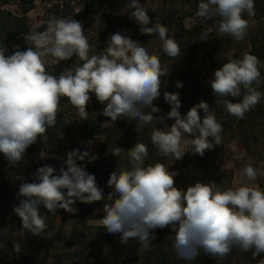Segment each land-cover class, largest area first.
<instances>
[{
    "label": "clouds",
    "instance_id": "obj_1",
    "mask_svg": "<svg viewBox=\"0 0 264 264\" xmlns=\"http://www.w3.org/2000/svg\"><path fill=\"white\" fill-rule=\"evenodd\" d=\"M125 9L142 35L158 34L169 57L180 55L178 42L167 35L169 29L152 23L148 8L140 0H130ZM245 12L255 14L254 0H201L196 15L219 17V32L242 41L249 26ZM24 41L32 46L20 50L16 45L10 55L0 47V154L9 166L19 164L30 146L47 140L45 134L56 123L61 97H66L86 120L87 105L94 94L105 105L101 115L112 122L130 118L138 122L136 128L152 122L153 114L160 111L153 102L161 94V77L168 73L162 69L160 58L150 54L141 42L116 32L110 35L102 54L89 56L90 44L82 22L56 17L48 20L45 31L27 34ZM74 55L82 61L80 66L59 76L46 71V57L59 62ZM259 66L256 56L245 53L242 59L231 60L215 70L210 86L215 96L223 98L218 102L230 115L242 119L264 95L257 90L261 84ZM175 86L182 88L183 84L177 81ZM241 96L238 102L229 99ZM163 98L171 106L167 118L174 123L156 128L151 134V142L161 156L182 159L186 153L181 146L184 134L194 137L189 147L201 157L220 144L222 125L206 101L201 100L181 115L178 92L165 91ZM123 150L116 147L111 154L119 156ZM147 152V146L140 142L128 150L132 168H119L110 174L107 186L112 191L105 196L95 175L77 163L91 164L99 157L78 148L70 150L59 170L44 164L32 174L33 182L23 176L17 178L21 180L17 193L20 199L13 205V212L24 229L40 235L47 228L41 207L50 214L64 210L75 215L79 211L74 207L77 201H103L102 208L97 209L103 212L101 223L108 234L118 235L125 245L132 240L147 249L156 239V229L170 227L175 233L173 248L187 261L195 260L201 250L221 259L234 247L251 252L253 258L264 254V190L254 186L221 190L215 182L199 181L186 190L180 189L174 181L177 172L159 162L144 166ZM244 174L251 181L257 176L251 164ZM47 235L51 238L53 234ZM13 247L17 253L22 250L20 243Z\"/></svg>",
    "mask_w": 264,
    "mask_h": 264
},
{
    "label": "rangeland",
    "instance_id": "obj_2",
    "mask_svg": "<svg viewBox=\"0 0 264 264\" xmlns=\"http://www.w3.org/2000/svg\"><path fill=\"white\" fill-rule=\"evenodd\" d=\"M200 2L201 0H140V3L148 8L151 22L163 24L169 29L168 36L179 25L180 27L184 26L188 30L194 27H203L205 35L208 36L205 38L206 40H218L222 42L218 48L220 54L225 55L230 60L242 59L245 53L248 54L251 51L250 40L253 35L264 31V8H262L264 0H254L255 14L248 20L247 34L242 41H237L233 36L219 32V17L217 22H213L212 19L198 17L196 13ZM127 3L130 2L116 0L114 8L107 10L108 14L117 18L128 15L127 9H125V4ZM82 5V0H37L34 9L27 15L31 26L29 34L38 32V29L44 23L43 20L47 16V10L50 7H59V11L67 15L73 9L81 11ZM4 9L19 15V8L15 2L4 5ZM128 20L130 28L116 25L108 29L109 26L98 22L93 27H84V35L90 44L89 56L102 54V51L107 46L106 42L110 35L121 32L131 39L141 42L150 54L157 55L160 58L162 69L168 73L167 76L161 77V80L164 81L161 94L153 102V104L159 105L160 111L153 114L155 118L152 122L138 129H141L144 136L146 135L144 140L149 141L153 130L165 126L170 127L174 123V120L167 118V113L170 111L171 106L168 107L167 105L169 104L163 98L165 91L179 93L182 105L179 110L181 115L186 114L191 108L187 104V99L191 96L195 97L197 94L196 91H191L192 87H195L192 84H189V86L187 84V88L184 89L177 88L175 86L176 83L173 86L171 85L169 78L172 75H175L177 78L180 69H182L185 73L188 72L190 76L194 75V78L199 83L210 86V81L215 71L211 70L208 65L209 51H206V48H209V43L205 48L203 41L193 38L194 40L190 41V43H184L185 45L181 47L182 49H180L178 57L172 58L163 51V42L158 34H153L152 36L142 35L140 27L129 18ZM262 39L264 43V37ZM57 63L52 57H46V71L52 75L59 76L56 72H53V67ZM63 63L66 68L64 73L66 74L70 69L80 66L82 61L74 55L70 60H64ZM261 68L264 71V61H261ZM161 105H164L167 109L162 108ZM104 107V104L96 100L94 94L87 105V108L92 110L93 114H101ZM144 111L149 112L150 109H145ZM252 111L254 114L250 116L249 121L246 120L245 125H240L237 118L230 115L227 111L223 113L219 111L220 113L215 114L211 112L215 115L217 122L222 125L220 144L214 145L212 149L207 150L202 157L199 154L193 153L189 147L190 141L194 137L184 134L181 146L185 149L186 153L182 159L175 160L172 156L163 157L157 149L150 154L147 152V156L144 158V166L154 165L157 162L164 164L166 167H169V171L178 173L174 177L175 186L184 190L188 186L194 185L195 179L207 178L210 179V182H215L221 190L228 189L227 182L230 183L233 189L240 186H254L264 190V99L260 100L253 107ZM200 115L203 116L202 110ZM125 118L129 121H135L127 117ZM162 120L163 122L161 123ZM164 130L167 131V128H164ZM245 130L248 131L247 134H244ZM104 140V138L100 139L99 143ZM134 142H130L129 149L133 147ZM97 144L94 142L86 145L91 154L99 157L93 163L99 166L109 163L108 154L104 156L97 154L95 149ZM247 146L249 148H246ZM30 147L34 148L33 156L38 157L35 159L38 166L48 164L47 160L49 156L43 151L48 147L47 140L44 142L38 141ZM124 159H129L128 152L125 156L117 158L114 167L116 169L123 168L120 164H123L121 160ZM203 164L206 169L202 168L201 165ZM249 164L254 167L257 173L254 181L248 180L244 174V169ZM12 175V166H9L3 154H0V222L4 221L6 223L4 228L0 227V264L12 263L4 254H7L8 248L15 243L22 245V250L18 253L20 260L24 257H30L31 253H35L36 256L40 255L41 258L47 260L48 264H99L101 260H108V233L107 230L102 229L105 228L101 223L103 212H97V209L102 208L103 201L96 206L90 204L85 207V210H80L79 213L83 219V222L80 224L77 222L76 214L73 215L64 210H58L55 214H52L55 215L53 218L55 227L52 234H55L60 229L62 234L72 237V245L56 239L53 235L52 239L41 237L40 242L32 244L30 237L27 235L28 230L22 227L20 218L13 212V205L18 204L20 199L17 197V193L21 180H15L14 185L16 184L17 190L12 191L11 188L6 189L5 186L11 183L9 179L13 178ZM107 181L106 178H96V183L103 189L105 196L112 191L107 186ZM77 203L80 202L77 201ZM74 207H76V204ZM159 234L165 239V251L172 260V264H174V261L181 263L183 259L177 255L173 248L175 233L172 232L170 227H166L164 229H156L155 235ZM111 237L113 238L111 246L116 250L121 260L126 262L123 264H148L146 261L147 254L153 249L154 244L158 245L159 243V239H157L147 249H141L135 241L130 240L125 245L120 243L118 235H111ZM232 252V264H259L260 260H264V254L253 258L251 252H243L235 247L232 249ZM225 257L223 258L224 260Z\"/></svg>",
    "mask_w": 264,
    "mask_h": 264
},
{
    "label": "trees",
    "instance_id": "obj_3",
    "mask_svg": "<svg viewBox=\"0 0 264 264\" xmlns=\"http://www.w3.org/2000/svg\"><path fill=\"white\" fill-rule=\"evenodd\" d=\"M37 0H0V47L5 48L6 54H12L15 50L14 46L18 45L20 50H25L27 46H32L31 44L26 45L24 41V36L29 34L31 30V26L28 21V13L32 11L35 7V3ZM130 2V0H126ZM15 2L19 8V15L14 12L8 11L4 9V5ZM82 10L76 11L73 9L71 13L65 15V13L59 11V7H50L47 10V16L43 20V24L38 29V32H43L47 28V22L50 18H73L80 22H82L84 27H93L98 22H102L105 25L109 26L108 29L119 25L130 28V23L128 20V15H125L122 18H117L116 16H110L107 12L108 9L114 8L116 4V0H82ZM264 8V5L262 6ZM244 18L249 20L251 16H249L246 12L243 14ZM127 17V18H126ZM127 19V20H126ZM218 17H213L212 21L217 22ZM169 37H173L179 44L180 49L184 46L185 42L190 43L193 41V38H198L199 41H203L205 44V48L210 44L206 51H209L208 55V65L211 70L215 71L218 68L222 67L224 63L231 61L225 55L220 54L218 52V48L221 45V41H209L205 38L208 37L205 35V29L203 27H194L190 30L186 29L184 26L179 25L178 28L172 30V33ZM264 31H260L255 33L250 40L251 51L248 53L250 55L256 56L260 61V72H261V84L257 87V90L264 94V71L261 68V61H264V43L263 38ZM66 70L63 61H59L54 67L53 72L58 75L64 73ZM192 75V74H191ZM189 76V77H188ZM187 81H186V80ZM171 85H175L176 81H182L183 89L187 88V84H192L193 89L191 91H196V96L189 97L187 99V104L191 107L195 104L199 103L201 100L206 101L209 104L210 112L220 113L219 111L226 112L225 108L218 101L222 100V97L215 96L212 92L211 86H205L197 81L194 78V75L190 76L189 73H185L184 70L180 69V72L177 75H172L169 78ZM256 87V85H253ZM243 96L232 99L233 102H238L241 100ZM264 99V95H262L261 100ZM155 105V103H154ZM159 108V105H155ZM168 107L170 105H167ZM162 108L167 109V107L162 106ZM253 107L247 111L242 119L237 118L240 125H245L246 120L249 121L251 115H253L252 111ZM88 115L87 119H82L78 115L77 109L70 104L66 97H61L59 104V111L57 113L56 123L54 126L49 127L46 131L48 147L43 150L48 156L49 159L47 163L54 166L57 170L61 167L63 162L67 159V152L73 149H80L81 151H89L88 147H86L89 143H98L95 147L96 152L99 156H104L108 154V158L110 159L109 163L103 165H95L94 163H87V161H78L77 163L86 166V170L90 174H94L95 177L106 178L107 180L110 177V174L116 170L115 161L117 158L125 156L128 152V147H130V142H133V146L137 143H144L147 146L148 153H153L157 150V148L152 144L151 139L149 141H145L144 133L139 128H136L137 121H129L125 117L118 119L115 122H112L110 118L105 117L101 114H93V111L87 108ZM106 121L108 122L106 124ZM247 129V128H245ZM248 131H244V134H247ZM104 138L105 140L99 143V140ZM35 145V144H34ZM116 147H120L124 149L119 156H113L112 150ZM246 148H249L248 146ZM34 148L30 147L26 154L24 155L23 160L12 166L13 175L11 183L9 185H5L6 189L11 188V190H17L15 180L18 177L26 176L28 177V182H33V173L36 172V169L40 166L37 165V161L35 160L38 157L33 156ZM55 156L57 159H52L51 157ZM123 164L120 165L123 168H132V164L130 160L124 159L121 160ZM38 166V167H36ZM202 168L206 169L204 164L201 165ZM119 168V167H118ZM26 177H24L26 179ZM208 183L210 179H195L194 184L196 182ZM228 189L231 188L230 183L226 184ZM100 202L91 203L94 206L97 204H101ZM90 204L84 203H76V208L80 210H85V207ZM79 211L76 213L77 222L80 224L83 222V219L80 216ZM40 212L43 215H46V223L47 228L40 235H33L31 232L27 231V235L30 237V242L32 244L38 243L41 241V237H48L47 233L53 232L55 227L53 218L55 215L48 214L47 210L43 207L40 208ZM52 216V217H49ZM6 223L4 221L0 222V227L4 228ZM1 229V228H0ZM106 230L105 228H102ZM74 232V231H73ZM161 233V231H159ZM53 236L60 240L65 241L68 245L73 244L72 237L66 236L62 234V231L59 229L56 231ZM49 238V237H48ZM52 239V238H49ZM159 239L158 245H153V249L149 251L146 256V261L148 264H172V260L168 257L165 251V239L161 234L156 236L157 240ZM107 241L109 243L108 247V260H101L99 264H123L126 263L122 261L120 256L117 254L116 250L111 246L113 243V238L111 235L107 234ZM232 250L225 257V260L222 258H213L209 255H205L201 250V253L195 260L187 261L184 260L180 262H175L174 264H232ZM7 256L12 263L9 264H48L46 259L40 257V255L36 256L35 253H31L30 257H24L21 260L19 259V254L14 250L13 246L8 248V253L4 254Z\"/></svg>",
    "mask_w": 264,
    "mask_h": 264
}]
</instances>
